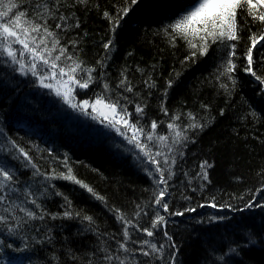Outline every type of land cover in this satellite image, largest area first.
<instances>
[{"label":"trees","instance_id":"16d2710c","mask_svg":"<svg viewBox=\"0 0 264 264\" xmlns=\"http://www.w3.org/2000/svg\"><path fill=\"white\" fill-rule=\"evenodd\" d=\"M17 3L20 10L31 17L41 12L68 53L82 60L84 67L96 68L93 73L98 77L96 83L88 89L77 87V101L91 100L103 93V83L107 82L111 86L112 100L121 97L123 104L122 97H128L129 112L134 113L137 103L146 104L141 124L147 131L150 122L157 121V135H168L169 144L172 133L167 124L177 114L181 117L177 121L181 129L191 122L187 113L194 114L196 122L205 127L202 131L189 129L186 132L189 139L175 145L176 151L171 153L176 158L172 168L175 175L169 180L170 195L166 197L170 212L189 207L196 211L183 216L169 215L154 206L153 193L157 189L154 178L148 175L152 168L142 161L139 149L107 123L71 108L54 91L42 87L37 77L30 73L22 75L16 70L18 66L10 65L7 58L0 55V128L3 133L26 150L30 149V155L44 172L52 169L65 172L62 161L66 155L76 177L107 201L105 204L95 199L70 181L54 179L49 184L42 176L33 177L32 170L24 167L22 161L0 152V161L14 170L19 180L15 185L18 191L10 194L14 204L39 214L40 210L30 203L36 198L48 213H62L65 210L63 196H66L73 211L94 217L92 230L79 218L52 220L48 216L43 221H21V226L16 227L12 213L4 211L12 205L0 203V214L8 215V225L15 229L9 234L8 225L0 223V240L4 242L0 260L10 258L24 264H89L90 261L91 264H107L103 260L105 253L101 251L107 248L121 259L127 256L128 264H167L174 250L168 247L163 235L166 230L179 249L175 253L176 264H264V207L245 208L249 201L264 205V85L243 70L247 64L245 53L251 46L249 37L252 33L259 36L264 25L253 23L251 17L238 11L240 40L235 42L237 68L233 87L227 77L219 76L228 49L217 51V46L213 45L208 55L186 61L189 49L185 42L178 39L173 47L163 32L190 0H139L116 30L115 47L110 53L105 52L103 44L112 38V21L104 13L115 18L131 0H87L86 3L59 0L58 4L56 0H17ZM45 4L55 14L54 18L44 8ZM256 11H264V8ZM61 16L68 19L61 21ZM77 21L78 28L74 27ZM56 24H61V28H56ZM72 41L77 43L73 45ZM261 44L264 42L253 49L252 67L257 75L264 77ZM58 54L54 52L53 56ZM101 59H105L106 68L97 66ZM60 63L71 64V61L61 57ZM122 72L133 86V93L117 87ZM168 80L175 83L165 98ZM145 81H155L156 86L150 89ZM222 84L228 86L227 91ZM162 102L168 109L167 115L160 110ZM0 143H6L3 135H0ZM157 150L168 152L162 144L153 145V151ZM204 161L211 165L207 180L197 175ZM45 188L47 195L41 196ZM26 190L32 193L31 197L25 195ZM57 192L63 196L56 195ZM212 203L217 207H212ZM138 204L147 212L138 218L141 227H151L157 211L166 216L167 225L166 229L155 230L154 237L133 231L129 247L140 248L134 241L143 239L164 245L163 261L145 257L139 251L117 252V242L122 240L121 224L108 209L115 206L137 219L134 213ZM15 216L19 220L24 213L15 209ZM8 244L12 247H7ZM143 247L148 249L147 245ZM231 248L236 252H230Z\"/></svg>","mask_w":264,"mask_h":264},{"label":"snow or ice","instance_id":"6c2138e0","mask_svg":"<svg viewBox=\"0 0 264 264\" xmlns=\"http://www.w3.org/2000/svg\"><path fill=\"white\" fill-rule=\"evenodd\" d=\"M57 4L59 0H56ZM79 3H86L87 0H78ZM139 0H131V3L120 9L117 12L115 18H113L108 12L104 13V16L112 21V38H109L107 42L103 44V48L106 53H110L115 47L114 36L116 30L119 28L121 21L128 15L131 7L136 5ZM40 6L37 5V8ZM44 8L53 16L51 9L47 4ZM264 8V0H190V3L186 5L185 10L182 11L177 18L170 24L166 25L163 29L164 34L169 37V43L173 47L176 45V41L182 40L185 42L189 49V54L185 57V60H194L198 55L203 57L208 55L209 50L213 45L217 46V51L222 48L228 49L227 59L222 64L223 71L219 73V76L227 77L231 81L232 86L235 87L236 79L234 73L237 65L234 62L236 57V43L240 40L237 15L238 11L243 14L246 13L248 17H251L253 23L259 22L264 25V11L257 12L256 9ZM242 19L245 17L242 15ZM61 21H66L68 17L61 16ZM61 24H56V28H61ZM67 27V25H65ZM74 27H79V21L76 22ZM251 46L247 48L245 53L247 64L244 67V71L255 77L262 85H264V77L257 75L253 70V49L258 44L264 42V28L261 29V34L257 36L252 33L249 37ZM73 45L77 42L72 41ZM19 45V47H16ZM264 47V44H261ZM54 52H58V55L53 56ZM0 55L7 58V62L16 67L22 75H28L29 73L37 77L41 86L50 89L55 92V95L61 97L65 103L71 108L80 110L87 115H92L94 119L101 118V123H107L110 128H114L121 136L125 137L128 143L134 145L135 148L140 149L141 159L148 167L152 168V171L148 172L149 176L154 178L157 191L153 193L154 206H158L159 209L174 216H183L186 212H195L196 208L189 207L183 211L170 212L169 202L166 197L170 195L169 192V180L175 175L172 168L176 163L175 155H171L176 151L175 145L183 144L189 139L186 132L191 130H203L205 124L196 122V117L192 113H187L188 119L191 121L183 129L177 123L180 120V115L177 114L171 118V122L167 124V128L172 133V143L169 144L168 135H157L156 130L158 123L155 120L150 122V125L145 130V127L141 124V120L145 116L146 104L137 103L135 105L134 113L128 111V97L123 96L122 99L125 103H121V97L116 100H112L109 95L111 86L107 83H103V89L105 90L101 94H97L93 99L80 100L74 102L75 91L79 89H88L93 83H96L98 77L94 76L95 67H84V62L77 57L68 53L66 46L61 45L60 39L56 32L48 25L46 17L41 12H36L35 17L29 16L25 11L20 10V6L17 0H0ZM27 57V59H25ZM61 57H64L66 61H71V64H61ZM107 57H105L106 59ZM264 58V54H262ZM105 59H101L98 62V67L101 69L106 68ZM103 77V73L100 74ZM179 73L176 74L178 78ZM218 76V79H219ZM47 81V82H45ZM175 80H168L164 89V96L166 98L168 89L173 87ZM145 85L148 88H154L155 81H145ZM119 88H123L127 93H133V86L128 81V77L125 73H121V79L119 81ZM226 91L228 86L221 85ZM204 107H207L206 105ZM91 108L92 111L88 112L87 109ZM160 110L167 115L168 109L161 103ZM95 114V115H93ZM222 114V113H221ZM135 120L133 121V116ZM253 116L256 114L253 112ZM131 131L132 135L129 136L128 132ZM0 135L4 136L6 143H0V152H6L12 159L23 162V166L32 170L33 177L42 176L45 182H50L54 179H63L79 185L92 196L107 204L105 197L99 195L92 187L84 183L76 177L71 165L68 162L67 156L62 161L65 172H58L56 169H52L51 172H44L41 170L39 164H37L33 156L30 155V149L26 150L16 140L7 137L3 133V129L0 128ZM143 138V139H141ZM154 144H162L168 149V152L162 150L153 151ZM37 147V146H33ZM163 163V166H162ZM154 166V167H152ZM211 167L208 161H204L200 165V173L197 175L201 179H208V168ZM167 173V175H166ZM158 174V175H157ZM19 183L16 172L7 167L0 161V203L7 202L11 207L5 208V212L12 213L11 219L16 221V227L21 226V221L31 222L34 220L43 221L46 216L52 220L58 218L65 219H77L87 222L89 229L92 230L94 225V217L84 214L79 211H73L71 201L63 196V193L57 192L56 195L63 196L65 201V210L62 213H48L41 203H38L36 198H32L30 203L40 210L39 214L30 208L22 207L20 204H14L10 199V194L15 193L18 189L15 187ZM54 188V185H52ZM28 197L32 196L30 191L25 192ZM41 196L47 195V189L45 188L41 193ZM189 199L188 197H184ZM201 207L203 205H200ZM212 207H217L215 203H212ZM231 207V205H222L221 207ZM264 207L259 203L254 204L249 201L245 204V208ZM15 209L24 213V217H20L17 220L15 216ZM137 211L134 216L137 219L129 217L121 209L115 206L110 207L108 210L113 214L115 219L121 224L122 240L118 241L117 252H123L125 254L134 253L139 251L145 257L152 259L164 260V245L158 246L156 243L143 239L134 241L141 245L138 249L129 247V242L132 241L133 231L142 232L147 237H154L155 230L164 228L166 229L167 218L164 215H160L159 211L156 212L154 218L151 221V227H141L139 219L141 213L147 215L145 207L142 205H136ZM25 217L27 218L25 220ZM220 219H224L221 217ZM9 216L0 214V223L8 225ZM7 231L9 234H13L15 229L8 225ZM163 235L167 238L168 247L173 249L174 252L168 257L167 264H176L175 253L179 251L172 237L168 232L164 230ZM50 239V237H49ZM252 243V241H249ZM3 241L0 240V251L3 250ZM147 245L146 250L143 246ZM7 247H12L8 244ZM27 245H25V248ZM23 250V249H17ZM101 251L105 253L103 260L107 264H112L113 261H118V264H128L127 256L121 259L120 255L112 254L109 249L101 248ZM230 252H236V249H229ZM75 259V257H73ZM219 259H223L220 257ZM91 264V261L89 262ZM136 264V262H133Z\"/></svg>","mask_w":264,"mask_h":264},{"label":"rangeland","instance_id":"374dc122","mask_svg":"<svg viewBox=\"0 0 264 264\" xmlns=\"http://www.w3.org/2000/svg\"><path fill=\"white\" fill-rule=\"evenodd\" d=\"M16 47H19V45H16ZM25 59H27V57H25ZM45 82H47V81H45ZM74 102H78V101L75 99ZM87 111H88V112H91L92 109H91V108H88ZM83 113H84V112H83ZM93 115H95V114H93ZM89 116H90L91 118H93L92 115H89ZM93 119H94V118H93ZM100 119H101V118L98 117V118H96L95 120L100 121ZM128 135H129V136L132 135L131 131L128 132ZM139 150H140V149H139ZM0 264H17V263H15V262L12 261V260H5V261H2Z\"/></svg>","mask_w":264,"mask_h":264}]
</instances>
